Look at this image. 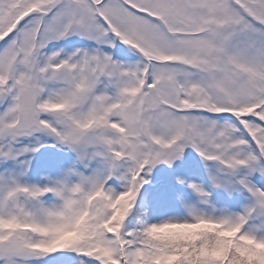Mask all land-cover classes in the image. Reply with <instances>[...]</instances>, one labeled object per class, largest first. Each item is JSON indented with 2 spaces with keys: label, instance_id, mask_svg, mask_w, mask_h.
I'll list each match as a JSON object with an SVG mask.
<instances>
[{
  "label": "snow or ice",
  "instance_id": "obj_1",
  "mask_svg": "<svg viewBox=\"0 0 264 264\" xmlns=\"http://www.w3.org/2000/svg\"><path fill=\"white\" fill-rule=\"evenodd\" d=\"M0 264H264V0H0Z\"/></svg>",
  "mask_w": 264,
  "mask_h": 264
}]
</instances>
